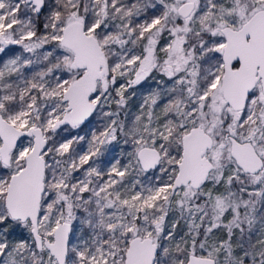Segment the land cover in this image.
Instances as JSON below:
<instances>
[{"label": "snow or ice", "instance_id": "1", "mask_svg": "<svg viewBox=\"0 0 264 264\" xmlns=\"http://www.w3.org/2000/svg\"><path fill=\"white\" fill-rule=\"evenodd\" d=\"M0 264H264V0H0Z\"/></svg>", "mask_w": 264, "mask_h": 264}]
</instances>
